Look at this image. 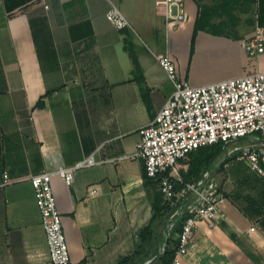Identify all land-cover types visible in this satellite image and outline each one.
<instances>
[{
	"label": "crops",
	"instance_id": "1",
	"mask_svg": "<svg viewBox=\"0 0 264 264\" xmlns=\"http://www.w3.org/2000/svg\"><path fill=\"white\" fill-rule=\"evenodd\" d=\"M201 4L212 10L211 27L197 32L191 66L202 48H225L245 69L201 79L181 68L197 16L194 0L173 29L156 0H0V264H48L27 178L87 156L95 164L76 170L71 185L51 180L71 264H117L134 251L152 208L143 164L133 153L141 128L174 91L157 56L168 55L193 86L264 71V52L249 61L244 49L252 34L214 32L264 28V0ZM112 6L130 26L118 29L106 19ZM225 160L211 169L227 202L212 224L198 223L185 264H255L228 231L264 264V180L234 159L221 166ZM4 173L13 181L5 184ZM236 181L255 188H236Z\"/></svg>",
	"mask_w": 264,
	"mask_h": 264
},
{
	"label": "built area",
	"instance_id": "2",
	"mask_svg": "<svg viewBox=\"0 0 264 264\" xmlns=\"http://www.w3.org/2000/svg\"><path fill=\"white\" fill-rule=\"evenodd\" d=\"M156 5L166 28H176L187 17V0H156ZM106 19L118 29L130 26L115 6L107 11ZM244 49L251 57L264 52V28H256ZM157 60L172 80L174 91L141 128L133 156L141 160L146 176L157 181L164 201L172 207L165 224L166 240L177 219L182 215L185 218L172 260V264H185L198 223L212 224L227 202L211 168L196 181L183 182L181 170L186 156L198 148L221 144L225 158L239 151L234 160L242 161L264 180V71L193 86L178 76L176 64L168 55H159ZM94 164L92 156H87L72 166H58L27 178L45 233L48 264H71L52 177L71 185L76 170ZM12 181L4 173V183ZM177 183L182 186L176 188ZM163 251L164 247L160 253Z\"/></svg>",
	"mask_w": 264,
	"mask_h": 264
},
{
	"label": "trees",
	"instance_id": "3",
	"mask_svg": "<svg viewBox=\"0 0 264 264\" xmlns=\"http://www.w3.org/2000/svg\"><path fill=\"white\" fill-rule=\"evenodd\" d=\"M194 1L197 6V16L191 35L190 54H192L194 49L197 32L211 27L208 25L212 10L204 7L201 4V0ZM75 26H78V24ZM40 105H42L41 99L37 102V106ZM223 153L224 149L221 144L198 148L190 152L186 156L185 160H183V168L181 170L183 182L188 183L199 179L201 173L205 170H209L214 163L217 162L221 156H223ZM239 154V151L235 152L231 158H226V160L221 163V166L225 162L229 161V159H235ZM144 185L151 198L152 214L150 221L138 232V240L134 251L127 256L119 258L117 264H145L149 260L151 262L148 264H172L176 245L178 243V235L181 231L182 223L185 218L182 215L177 219L176 224L170 231L169 237L166 240L164 234L165 224L168 215L172 211V207L164 201L163 196L158 189L157 181L148 178L145 171ZM181 186V184H176V188H180ZM261 226L264 227V220L261 221ZM228 235L249 259H251L255 264H262L253 251L248 250L242 245V243H240L233 231H228ZM165 242L166 246L164 247ZM161 247H164V251L162 253H160Z\"/></svg>",
	"mask_w": 264,
	"mask_h": 264
},
{
	"label": "rangeland",
	"instance_id": "4",
	"mask_svg": "<svg viewBox=\"0 0 264 264\" xmlns=\"http://www.w3.org/2000/svg\"><path fill=\"white\" fill-rule=\"evenodd\" d=\"M236 14L238 15V18H241L243 16L241 15V13H239V11H236ZM255 30L256 28L254 26H219L214 28V32L216 33V35L223 37L228 36L233 38L237 37V35L247 34V36H249L250 34H253ZM247 56L250 59L249 61H252L254 59V57H251L248 54ZM183 58L184 59L181 60V68L185 69L187 67V69H189L188 72L192 69V72H194V76H199L201 79L227 75L236 69L239 70L240 68L245 69L243 68L244 66H241L240 63H238L237 57L230 56L225 48H202V50L196 55V58H194L193 66H191L192 54H190V49L188 53H186V51L184 50ZM234 161V164L242 162L240 160ZM225 173L226 172H223L222 174H220V176L222 178H225ZM234 184L236 188H255L254 186L250 184L247 185L246 183L242 185L238 181H236ZM239 241L245 248L247 247L248 250L252 249L251 245L246 240L242 241L240 239ZM248 247L251 249H249Z\"/></svg>",
	"mask_w": 264,
	"mask_h": 264
},
{
	"label": "water",
	"instance_id": "5",
	"mask_svg": "<svg viewBox=\"0 0 264 264\" xmlns=\"http://www.w3.org/2000/svg\"><path fill=\"white\" fill-rule=\"evenodd\" d=\"M166 246V242L164 243V247Z\"/></svg>",
	"mask_w": 264,
	"mask_h": 264
}]
</instances>
